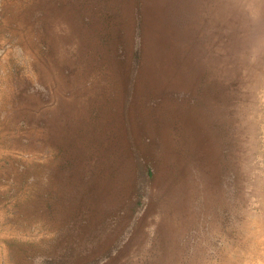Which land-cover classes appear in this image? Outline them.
<instances>
[{
	"label": "rangeland",
	"instance_id": "374dc122",
	"mask_svg": "<svg viewBox=\"0 0 264 264\" xmlns=\"http://www.w3.org/2000/svg\"><path fill=\"white\" fill-rule=\"evenodd\" d=\"M0 264H264V0H0Z\"/></svg>",
	"mask_w": 264,
	"mask_h": 264
},
{
	"label": "crops",
	"instance_id": "0c3cea01",
	"mask_svg": "<svg viewBox=\"0 0 264 264\" xmlns=\"http://www.w3.org/2000/svg\"><path fill=\"white\" fill-rule=\"evenodd\" d=\"M2 213V211H0V214Z\"/></svg>",
	"mask_w": 264,
	"mask_h": 264
}]
</instances>
